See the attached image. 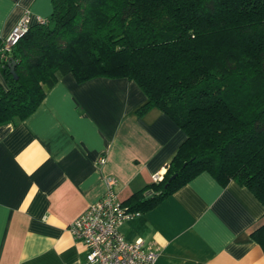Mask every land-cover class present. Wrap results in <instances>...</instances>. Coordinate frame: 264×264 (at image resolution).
Masks as SVG:
<instances>
[{
  "label": "trees",
  "instance_id": "16d2710c",
  "mask_svg": "<svg viewBox=\"0 0 264 264\" xmlns=\"http://www.w3.org/2000/svg\"><path fill=\"white\" fill-rule=\"evenodd\" d=\"M51 3L48 23L0 59V124L28 118L60 76L127 79L146 97L136 115L157 109L186 137L163 179L125 206L150 210L201 173L264 206V0ZM250 237L264 252V224Z\"/></svg>",
  "mask_w": 264,
  "mask_h": 264
},
{
  "label": "crops",
  "instance_id": "0c3cea01",
  "mask_svg": "<svg viewBox=\"0 0 264 264\" xmlns=\"http://www.w3.org/2000/svg\"><path fill=\"white\" fill-rule=\"evenodd\" d=\"M26 10L34 25L52 3L0 0V42ZM145 101L133 81L66 74L28 118L0 124V264H81L69 225L103 196L106 178L124 202L165 174L186 136L157 109L136 115ZM262 224L264 206L246 187L201 173L120 230L158 247L155 264H264L250 237Z\"/></svg>",
  "mask_w": 264,
  "mask_h": 264
},
{
  "label": "built area",
  "instance_id": "2783aa9c",
  "mask_svg": "<svg viewBox=\"0 0 264 264\" xmlns=\"http://www.w3.org/2000/svg\"><path fill=\"white\" fill-rule=\"evenodd\" d=\"M46 18H36L35 24L46 25ZM32 26L30 12L26 10L0 42V59L8 61L13 48ZM104 163L100 157L97 164ZM164 172L152 176L154 183L163 179ZM138 212L129 210L119 199L117 182L108 177L105 180L103 196L90 204L69 225L74 240L85 248L81 264H155L159 248L141 239L134 242L125 240L121 226Z\"/></svg>",
  "mask_w": 264,
  "mask_h": 264
},
{
  "label": "water",
  "instance_id": "95a60500",
  "mask_svg": "<svg viewBox=\"0 0 264 264\" xmlns=\"http://www.w3.org/2000/svg\"><path fill=\"white\" fill-rule=\"evenodd\" d=\"M9 66H10V72L13 75L14 78H16L15 72H14V66H15V61L10 58L9 59ZM175 177V175H173L172 177L169 178V182Z\"/></svg>",
  "mask_w": 264,
  "mask_h": 264
}]
</instances>
